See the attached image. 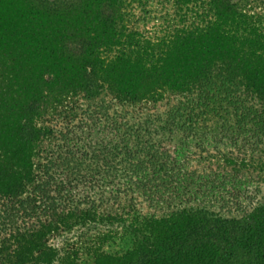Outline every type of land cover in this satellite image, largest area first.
Segmentation results:
<instances>
[{
  "label": "rangeland",
  "instance_id": "rangeland-1",
  "mask_svg": "<svg viewBox=\"0 0 264 264\" xmlns=\"http://www.w3.org/2000/svg\"><path fill=\"white\" fill-rule=\"evenodd\" d=\"M192 1L0 0V114L10 133L26 119L40 129L28 150L10 151L28 176L18 195H0V239L42 231L34 264H127L155 241L151 217L199 210L214 230L264 205V132L238 112L248 98L111 90L154 83L136 76L152 58H135L172 54V39L214 20L213 0ZM233 1L264 21V0Z\"/></svg>",
  "mask_w": 264,
  "mask_h": 264
},
{
  "label": "trees",
  "instance_id": "trees-1",
  "mask_svg": "<svg viewBox=\"0 0 264 264\" xmlns=\"http://www.w3.org/2000/svg\"><path fill=\"white\" fill-rule=\"evenodd\" d=\"M213 1L216 11L214 20L207 21L202 28H187L183 37L172 39L169 44L176 48L174 53L143 52L135 58L140 63L142 59L152 58L150 68L142 66L136 76L151 79L155 84L113 85L111 90L116 98L132 101L136 100L134 96L138 92L154 94L162 88L180 93L195 89L203 95H210L212 101L216 92L229 90L234 96L238 94L250 100L251 107L238 109V112L240 116L256 118L260 126L258 129L264 132V109L256 112L252 107L264 102V21L246 12L238 1ZM188 8L185 7V10L190 15L202 16L198 15V10L193 12ZM117 60L123 65L136 62L127 57L123 61L120 58ZM128 75L132 76L133 72L128 71ZM4 78L5 82L7 77ZM6 84V90L12 86L11 83ZM9 90L12 92V88ZM36 100L30 102L31 108L37 104L33 112H37L40 104ZM175 115L172 113V118ZM11 117L0 114V195L10 198L18 195L22 180L28 176L13 170H24L27 162L23 158L13 162L15 157L10 151L14 147L20 153L28 150L40 130L26 119L24 123L19 121L15 133H10ZM161 170L160 167L157 171ZM201 214L202 211L194 210L161 219L149 218L150 226L155 227V241L147 246L141 245L136 252L139 255L131 253L127 264H130L133 255L138 257L139 264H235L233 261L239 260L237 258H240L238 264H264V205L253 209L243 221L230 222L227 227L214 225L216 232L212 227L208 229L207 224L203 226ZM230 233L240 235L230 241ZM42 234V231L34 234L27 230H15L3 236L0 239V264H34L32 252L41 248L35 240H40ZM17 235L21 237L20 241L15 238Z\"/></svg>",
  "mask_w": 264,
  "mask_h": 264
}]
</instances>
